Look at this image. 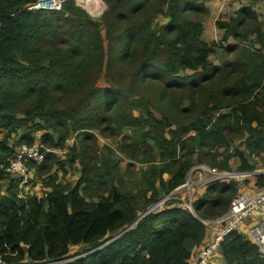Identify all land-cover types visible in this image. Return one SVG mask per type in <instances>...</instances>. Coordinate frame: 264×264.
<instances>
[{
	"label": "trees",
	"instance_id": "obj_1",
	"mask_svg": "<svg viewBox=\"0 0 264 264\" xmlns=\"http://www.w3.org/2000/svg\"><path fill=\"white\" fill-rule=\"evenodd\" d=\"M35 1L0 0V180L5 177L4 168L16 150L10 142L13 134L25 126L27 130L19 134V141H34L32 132L40 124L32 121L36 116L50 112L49 107L55 103L56 96L49 93L54 85L62 84L64 72L78 73L76 69H79L80 74L84 75L95 69L99 73L102 65L101 49L104 47L113 56L110 65L117 68L119 61L127 58V50L137 33L154 41L155 48L156 43L161 41L154 33H149V22L144 17L146 13L144 16L140 13L146 0H136L132 5V18H129L121 34L117 32L116 24L110 25L114 22L110 18H107L103 28H99L100 23L88 17L85 9L74 0H63L61 10L26 7ZM85 1L89 9L94 6L95 0ZM123 1L113 0L111 4ZM201 5L195 4L193 0H170L168 3L166 14L169 20L166 26L173 35L165 43L161 42L165 46H161V49H165L166 59L160 63V67L173 76L169 79L174 81H168L172 86L179 84L176 76L180 68L193 70L195 74L218 68L209 59L218 42L201 37L203 27L200 21L181 20L182 11L187 8L200 11L204 8ZM239 12L247 15L254 13L250 5H243ZM63 13L69 15L65 17ZM117 14L119 17L127 15L123 11ZM138 16L141 20L136 24ZM251 16L255 18L257 15L254 13ZM241 17L239 14L229 22H216L224 29L221 40L231 36L242 46L243 40L238 38L242 33H247L238 29V25L242 24V20L238 22ZM102 29L106 38L104 42L99 34ZM255 29V36L249 40L253 44L258 42L259 47L251 49L253 44H244L238 54L237 62L244 66L245 72L234 76L233 67L229 73L224 72L227 78L225 91L239 94L241 98L229 105L227 111L216 115L203 113L188 126L182 127L194 132L189 138L205 145L225 142V129L237 131L244 137L246 150L235 148L223 158L220 167L227 165L230 155H237L241 167L253 170L254 165L248 161L247 153H264V30L259 25ZM46 45L51 46L45 51L47 64L39 58L40 47ZM221 46L224 47L223 43ZM153 54L154 51L142 62L144 67L140 69L143 71L145 68L144 74L154 72ZM95 58L101 60L98 66L93 61ZM229 63L233 64L231 61L223 64ZM74 64L79 67H74ZM189 77V74L184 76ZM16 86H19L16 89L18 96H37L32 106L23 111V115L8 110L12 103L11 87ZM89 90L98 94L95 101L100 104L110 103L107 99L109 91L117 93L111 85L93 86ZM214 109H218V104ZM160 123L161 130L165 127L164 131L169 136L163 137L159 145L167 150L168 158L180 160V163L175 168L163 166L159 170L158 184L151 186L142 205L134 204L132 196L119 192L113 185L106 195H100L97 201L88 205L79 192V182L69 189L54 184L43 196L36 193L20 195L17 181L12 177L6 188L8 191L0 197V260L7 264H41L72 256L74 258L57 264H190L192 247L200 244L205 237L206 225L184 207L171 206L149 211L145 208L147 203L157 200L160 194L168 193L183 183L192 164L181 152L186 146L187 137L181 138L177 130L170 127L169 120ZM85 125L82 122L79 128ZM55 139L52 137V147L61 149L62 138ZM54 153L58 152L46 151L43 160L39 163L29 162L30 167L35 166L34 171L44 169ZM69 159L72 160L73 155ZM56 162L60 167L63 166L61 161ZM165 172L167 176L163 177ZM86 177L81 178L80 182L86 181ZM263 180L264 175H261L256 182L261 184ZM230 189H235V186L224 182L212 184L195 201L196 211L203 212L210 206L221 205L222 194ZM211 190L219 195L211 196ZM116 230L123 232L102 245L105 240L112 238L109 235ZM80 243L88 244L91 249L101 247L78 256L70 254V246ZM218 251L223 261L216 264H264V255L257 245L238 230L223 235Z\"/></svg>",
	"mask_w": 264,
	"mask_h": 264
},
{
	"label": "rangeland",
	"instance_id": "obj_2",
	"mask_svg": "<svg viewBox=\"0 0 264 264\" xmlns=\"http://www.w3.org/2000/svg\"><path fill=\"white\" fill-rule=\"evenodd\" d=\"M112 1L95 0L94 6L90 9L84 4L82 6L85 7L88 17L100 23L99 28H103L107 18H110L115 22L110 25L116 24L117 32L121 34L124 33V27L129 18L130 20L132 18L130 8L136 0H124L121 3L111 4ZM169 1L146 0L140 10L143 16L146 13L144 17L149 22L148 26L151 30L149 33H154L161 40L158 44L155 42L156 48L154 41L147 39L142 33H137L136 39L131 42V47L128 50L125 48L128 51L127 58L120 60L117 68H113V65H110L113 62L112 54L110 55L104 49L105 47H102V65L99 73H96L95 69L84 75L80 74L79 69H76L78 73L64 72L62 84L52 87L49 94L56 96V101L49 107L50 112H45L33 119L32 123L40 124L39 128L32 132L34 141H19V134L27 130L25 126L13 134L10 142L15 148L21 143L37 142L47 151L58 152L54 153L53 157H49L47 167L36 169L32 181L22 186H19L17 182L20 195L36 193L43 196L54 184L69 189L79 182V192L88 205L97 201L100 195H106L112 185L119 192L128 194L129 197L132 196L134 204L142 205L151 186L158 184L159 170L163 166L169 169L175 168L180 163V160L168 158L167 150L159 145L163 137L169 136V133L164 131L165 127L161 130L160 121L164 123L169 120L170 127L175 128L181 138L187 137L186 146L181 152L185 154V158L192 161V164L186 173L184 181V183L187 182L186 186L175 188L159 208L171 206L187 208L206 225V233H212L224 223V216L234 194L239 189L253 185L251 184L253 177L244 175L245 172L264 170V153H247L248 161L254 165L253 170L241 167L237 155H230L227 165L220 167L223 158L232 153L235 148L246 150L243 144L244 137L237 131L225 129V142L205 145L189 138L188 136L194 132L191 129H182V127L188 126L203 113L216 115L218 112L227 111L229 105L241 98L239 94L225 91L227 78L224 72L229 73L232 67L234 76L245 72L244 66L237 62L238 54L244 44H253L249 38L255 36L252 32L256 25L264 30V17L261 16L264 11V0H193L195 4H202L203 10L187 8L186 11L180 13L182 21H200L201 19L202 25L210 22L219 28L216 22L223 19L229 22L230 14L235 8V1L250 4V9L255 7L257 11L254 9L252 12L257 13L260 18L258 16L251 18V14L254 13L243 15L242 24L238 26V29L247 34L242 33L239 36L238 39L243 40V43L242 46L237 44L234 51H227L226 48L220 47L222 44L221 29L216 34H214L215 29L212 32L208 31L205 37L201 34V37L207 41H210L212 35L217 37L218 46L215 52L209 55L210 61L217 65V70L195 74L193 70L180 68L176 76L179 84L174 86L168 83V81H174L169 79L173 76L168 75L160 67V63L166 59L165 49H161V46L164 48L165 46L161 42L165 43L173 35V32L166 26L169 20L166 14ZM220 5L222 7L219 8ZM61 9L62 7L59 10ZM118 11H123L127 15L119 17ZM68 15L63 13L65 17ZM135 20V23L139 24L141 19L138 16ZM99 34L104 42L106 39L104 29ZM48 48L51 46L40 47L39 58L45 64L48 63L45 57V51ZM153 51L154 72L144 74L145 68L143 71L140 69L141 66L144 67L142 62L146 57L151 56ZM93 61L98 66V61L101 60L95 58ZM225 61H231L233 64H223ZM106 62L109 63L105 64ZM74 67L79 66L74 64ZM186 74L190 77L184 78ZM110 85L117 92L109 91L110 95L107 99L111 104L107 102L100 104L95 101L98 94L92 93L89 89L93 86L108 87ZM18 88L19 86L11 87L12 103L8 106V110L14 114L23 115V111L32 106L37 96H18L16 93ZM251 98L254 99V97ZM114 100L117 101L114 102ZM216 104H218L217 110L219 111L214 109ZM108 106L110 107L106 109ZM260 108L263 107L260 106ZM82 122L86 124V127L79 128ZM51 136L53 139L62 138L63 144L61 149H57L58 151L52 147ZM72 155L73 159L70 160ZM56 160L61 161L63 166L60 167ZM33 167L31 169L34 171ZM84 176H87V180L80 182ZM166 176L165 172L163 177ZM12 177L14 175L5 172V177L0 180V197L8 191L6 188ZM221 182L233 184L235 189L222 194L221 205L210 206L208 209L205 208V211L202 210L203 212L196 211L195 201L208 191L209 186ZM209 194L219 195L214 190H211ZM155 201L147 203L145 208L148 210V207ZM122 232L123 230L113 231L109 235L112 238L105 240L102 245L109 243ZM99 247L101 245L91 249L88 244L80 243L70 248V254L78 256ZM72 258L74 257L68 256L65 259ZM214 261L215 263L211 264L223 261L218 250L213 257ZM0 264L7 263L0 262Z\"/></svg>",
	"mask_w": 264,
	"mask_h": 264
},
{
	"label": "built area",
	"instance_id": "obj_3",
	"mask_svg": "<svg viewBox=\"0 0 264 264\" xmlns=\"http://www.w3.org/2000/svg\"><path fill=\"white\" fill-rule=\"evenodd\" d=\"M62 1L63 0H36L33 3L27 4L26 7L29 9L54 10L61 8ZM75 2L78 5L80 4L84 9V6L88 8L85 0H75ZM82 4H84V6H82ZM46 151L47 149L43 148L37 142L31 144L21 143L17 146L13 158L5 166L4 170L14 175L19 186H22L32 181L35 177V171L31 169L29 162H41L45 157ZM244 175H251L253 177V180H251V184L253 185L239 189L234 194L224 216V223L219 226L218 229L212 231V239L206 244L193 246V253L191 251V257L189 258L190 264H210L211 258L219 248V243L223 235L231 230H238L246 238L254 242L260 253L264 255V180L261 184L256 182L258 176L264 175V170L245 172ZM186 184L187 182H183L176 188H181L186 186ZM173 190L159 196L155 203L148 207L147 211L158 209ZM190 204L191 203H189V205ZM188 208L191 209V207ZM63 260L66 259L51 260L41 264H57ZM0 262L2 261L0 260ZM28 264L34 263L30 262Z\"/></svg>",
	"mask_w": 264,
	"mask_h": 264
},
{
	"label": "crops",
	"instance_id": "obj_4",
	"mask_svg": "<svg viewBox=\"0 0 264 264\" xmlns=\"http://www.w3.org/2000/svg\"><path fill=\"white\" fill-rule=\"evenodd\" d=\"M219 3H217V5H218ZM243 5H247V4H241V3H239V2H237V1H235V4H234V10H233V12H231V14H230V19L231 18H235V17H238V15L239 14H241L242 16H243V14H245V13H241V12H239V8L240 7H242ZM250 5V4H249ZM220 7H222V5H220L219 6V8ZM252 9V11L255 9L256 11H257V9L255 8V7H253V8H251ZM218 12L220 11V10H217ZM257 16H258V18H260V16L257 14V13H255ZM261 16H262V18L264 17V11H262V14H261ZM230 19H228V20H230ZM241 19H242V17H241ZM241 19H239V21L238 22H240L241 21ZM224 20V19H223ZM200 21H201V19H200ZM202 22V21H201ZM215 23V22H214ZM240 24V23H239ZM216 25H217V23H216ZM218 26V25H217ZM239 26V25H238ZM202 27H203V30H202V36H204L205 37V33L206 32H208V31H210V32H212L213 31V29H215V32H214V34H216V33H218L217 31H219V29H221V31L222 32H220V37L222 36V34H223V32H224V29L223 28H221V27H219V28H216V26H215V24H211L210 22L209 23H206V24H203L202 25ZM254 35H255V31H253L252 32ZM252 37V36H251ZM217 37H214V35H212L211 37H210V40H217L216 39ZM220 41V40H219ZM221 43H223V45H224V47L223 46H221L220 45V47L223 49V48H225L226 47V50L227 51H234L235 50V48H236V46H237V44H241L239 41H237V40H235V38H233V37H231V36H228L225 40L223 39V40H221ZM232 48H231V47ZM257 48V47H259V44H258V42H255L252 46H251V49H254V48ZM160 195H162V194H160ZM159 195V196H160ZM212 235H213V233H206V235H205V237L203 238V240L201 241V244H206V243H208L211 239H212ZM77 244H74V245H71L70 246V248L71 247H74V246H76ZM217 252V251H216ZM215 255H216V253H215ZM214 255V256H215ZM220 255V254H219ZM213 256V257H214ZM213 257L211 258V263H215V261L213 262Z\"/></svg>",
	"mask_w": 264,
	"mask_h": 264
}]
</instances>
